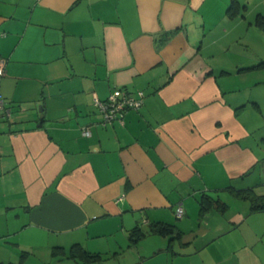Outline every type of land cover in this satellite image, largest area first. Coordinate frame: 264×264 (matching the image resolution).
<instances>
[{
    "label": "crops",
    "instance_id": "obj_1",
    "mask_svg": "<svg viewBox=\"0 0 264 264\" xmlns=\"http://www.w3.org/2000/svg\"><path fill=\"white\" fill-rule=\"evenodd\" d=\"M255 1L0 0V264H264ZM115 87L142 105L103 125Z\"/></svg>",
    "mask_w": 264,
    "mask_h": 264
},
{
    "label": "built area",
    "instance_id": "obj_2",
    "mask_svg": "<svg viewBox=\"0 0 264 264\" xmlns=\"http://www.w3.org/2000/svg\"><path fill=\"white\" fill-rule=\"evenodd\" d=\"M4 59H0V77L4 75ZM143 91L132 92L123 87H115L105 99L94 98V104L101 114V124L123 123L124 114L129 109H138L142 105ZM4 109V100L0 96V111ZM84 135H89V129H83ZM183 208L178 205L175 208V215L182 217Z\"/></svg>",
    "mask_w": 264,
    "mask_h": 264
},
{
    "label": "trees",
    "instance_id": "obj_3",
    "mask_svg": "<svg viewBox=\"0 0 264 264\" xmlns=\"http://www.w3.org/2000/svg\"><path fill=\"white\" fill-rule=\"evenodd\" d=\"M257 24L264 29V17L257 15ZM245 194L247 198L251 201V211H264V194H256L253 190H246L243 192H239V194ZM219 200L212 198L207 194L201 195L199 198V206L201 213L203 211L209 210L212 206L217 205ZM148 232H154L163 235H169L170 237H177L179 235V230L176 226L165 223V222H154L151 223L150 229ZM144 232L140 227H135L130 232V240L131 242H135L142 238L145 235ZM70 256H82L84 258H96L99 255L92 254L87 250L83 249L78 244H73L70 248Z\"/></svg>",
    "mask_w": 264,
    "mask_h": 264
},
{
    "label": "rangeland",
    "instance_id": "obj_4",
    "mask_svg": "<svg viewBox=\"0 0 264 264\" xmlns=\"http://www.w3.org/2000/svg\"><path fill=\"white\" fill-rule=\"evenodd\" d=\"M255 0H251V5L254 6L255 3H253ZM260 0H256L255 2L258 3ZM256 13L251 15V21L253 23V27L256 23ZM257 27V26H256ZM258 28V27H257ZM254 29V28H253ZM259 29V28H258ZM251 44H250V52L251 55L254 57L256 54L260 56H264V29L259 30H252L251 32ZM239 45L234 46L233 49L237 50L239 49ZM251 79L259 81V87H264V68L259 70H253L251 74Z\"/></svg>",
    "mask_w": 264,
    "mask_h": 264
}]
</instances>
